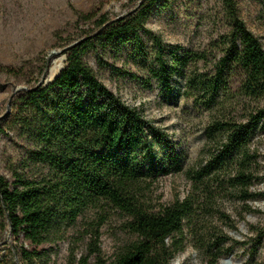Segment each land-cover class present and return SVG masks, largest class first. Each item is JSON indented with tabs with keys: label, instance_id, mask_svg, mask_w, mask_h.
I'll return each instance as SVG.
<instances>
[{
	"label": "trees",
	"instance_id": "trees-1",
	"mask_svg": "<svg viewBox=\"0 0 264 264\" xmlns=\"http://www.w3.org/2000/svg\"><path fill=\"white\" fill-rule=\"evenodd\" d=\"M156 2L147 0L115 20L108 14L76 13L75 29L82 26L78 39L71 41L65 67L47 86L34 78L47 72L46 58L17 69L0 64V74L28 84L16 99L12 119L0 122V138L18 131L30 144L25 157L8 163L10 178L0 175V240L10 234L12 253L24 264H49L54 247L73 230L87 243L80 256L71 245L67 264H90L92 258L106 264L100 232L114 212L125 216L133 240L112 264H171L184 250V226L193 224L197 204L206 206L221 195L246 201L260 196L250 189L258 180L253 137L264 126L263 44L239 15L235 0H220L224 32L203 49L165 44L146 26ZM56 36L62 38L61 32ZM144 37L152 41L151 53ZM127 48L135 61L151 57V77L140 78L145 89L156 81L172 94V82L180 77L183 95L212 115L205 134L213 150L205 165L188 172L194 193L185 200L157 206L148 202L151 184L168 169L180 170V155L166 142L165 158L152 163L149 134L161 135L85 61L91 52L101 68L137 79L105 59L107 49L119 56ZM90 211L96 214L80 231V221ZM251 230L254 246L261 244L264 229ZM230 241L216 235L211 264H217Z\"/></svg>",
	"mask_w": 264,
	"mask_h": 264
},
{
	"label": "rangeland",
	"instance_id": "rangeland-1",
	"mask_svg": "<svg viewBox=\"0 0 264 264\" xmlns=\"http://www.w3.org/2000/svg\"><path fill=\"white\" fill-rule=\"evenodd\" d=\"M147 0H0V64L9 68H20L36 59H48L49 68L42 75L35 74V83L47 86L60 74L66 64V49L71 41L78 39L75 29L78 14H108L113 20L137 10ZM239 15L247 27L259 37L264 46V0H235ZM147 28L159 36L165 44L182 45L191 49H203L211 39L224 32L220 16V0H157L147 19ZM61 32L62 38L56 36ZM149 53L152 41L144 37ZM151 57L143 61L131 58V49H125L119 56L111 49L105 52V59L124 71L138 76L137 79L119 76L108 68H101L94 55L85 56L86 63L94 70L101 82L127 104L136 107L145 119L161 135L149 134L153 141L152 163L162 162L169 142L174 152L180 155L181 168L168 169L151 184L147 200L151 205H168L185 200L194 193V182L189 171L199 169L210 158L213 146L208 142L205 129L212 121L211 113L195 106L183 95V80L176 77L172 94L164 91L152 81V88L145 89L140 78L151 77ZM236 85L239 82L235 77ZM234 85V87H237ZM28 84L0 74V122H8L14 115L16 99L26 90ZM10 108L9 114L7 110ZM29 141L18 131H10L0 138V175L10 178L9 162L18 163L26 156ZM252 149L257 153L255 175L258 177L250 193L260 196L243 200L238 195H221L204 206L196 205L193 224L185 223L184 250L177 253L171 264H211L214 249L211 243L216 235H227L231 241L223 245L217 264H264V240L254 246L252 227L264 229V126H258L253 137ZM167 169V168H166ZM196 196V195H195ZM196 199V198H195ZM227 215L230 221L222 217ZM95 212H88L80 221L94 218ZM124 215L114 212L101 229L102 257L106 264H112L116 253L133 236L125 228ZM76 230L69 232L66 240L60 242L51 253L49 264H67L69 250L75 246L80 256L86 240L75 237ZM77 242V243H75ZM14 239L6 234L0 240V264H24L13 255ZM90 264H98L94 258Z\"/></svg>",
	"mask_w": 264,
	"mask_h": 264
},
{
	"label": "water",
	"instance_id": "water-1",
	"mask_svg": "<svg viewBox=\"0 0 264 264\" xmlns=\"http://www.w3.org/2000/svg\"><path fill=\"white\" fill-rule=\"evenodd\" d=\"M56 78H57V77H56ZM56 78H55V79H56ZM9 111H10V108H8V110H7V114H6V115H8V114H9Z\"/></svg>",
	"mask_w": 264,
	"mask_h": 264
}]
</instances>
